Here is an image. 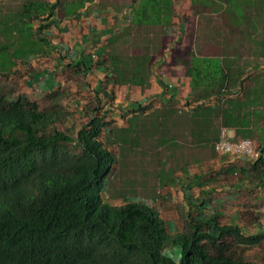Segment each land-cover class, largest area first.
<instances>
[{"label": "trees", "instance_id": "obj_1", "mask_svg": "<svg viewBox=\"0 0 264 264\" xmlns=\"http://www.w3.org/2000/svg\"><path fill=\"white\" fill-rule=\"evenodd\" d=\"M94 1H0V59L8 64L0 75L8 79L27 59L55 51L65 66L56 75L65 86L47 93L43 105L0 80V264H264V251L250 259L264 243V226L251 229L262 216L264 146L258 145L261 157L241 169L221 198L202 189L178 203L174 230L153 206L112 205L103 198L116 160L110 140L117 142L115 130L107 131L103 94L91 86L87 63L61 54L44 32L55 17L73 16ZM175 1L188 6V29L210 9L199 0H135L129 20L102 43L118 85L149 84L170 43L164 29L175 25ZM190 59L197 63L191 71L195 87L212 88L215 95L237 87L236 73L230 79L234 71L222 67L219 57ZM75 84L73 92L69 87ZM231 108L236 112V100ZM214 177L227 174L214 171ZM206 205L214 213L202 212ZM231 208L239 224L230 222Z\"/></svg>", "mask_w": 264, "mask_h": 264}, {"label": "crops", "instance_id": "obj_2", "mask_svg": "<svg viewBox=\"0 0 264 264\" xmlns=\"http://www.w3.org/2000/svg\"><path fill=\"white\" fill-rule=\"evenodd\" d=\"M134 1L95 0L80 8L73 16L62 19L55 17V22L44 32L50 36L51 44L58 47L57 51L71 59L78 56L76 61L84 60L87 63L91 86L102 94L104 89H108L110 97L118 102L119 107L113 112L117 115L115 118L121 111L120 107L124 108L121 112L127 114L129 109L134 108V103L137 104L136 106L146 108L141 114L151 113L157 107L176 112L172 119L173 124L170 126L166 125V113L161 114L158 151L167 147L168 143L162 144L161 142L170 130L178 140H187V143L176 141L179 147L195 149L198 152L191 161H186L174 172L168 184L158 185L159 192L157 194L146 193L143 195L149 198L145 202L157 208L168 220L169 225V222H176V210L174 208L167 210L155 206L156 197H166L173 190H178L183 195L190 194L192 193L191 185L202 182L205 185L202 189L221 198L226 194V191L231 190L230 184L240 175L241 169L248 166V160L239 156L221 155L216 150L214 143L218 140L223 128L233 140L250 138L257 145L264 146V141L258 142L260 139L256 136L261 134V132L256 131L264 125L263 107L258 103L254 105L260 89L257 79L264 70V58L261 55L262 41L260 40L264 25L258 24L257 28L251 32L241 31L240 28L236 29L235 26L229 25L224 31L215 26V23L220 20L223 9L217 10L210 7L207 11H202L196 16V23L192 29H186L188 40H186L187 35L185 38L182 35L181 37L178 36L176 41L168 44L164 56L159 57L155 62L148 85L145 87L118 85L113 79V72L103 59L100 48L110 35L129 20ZM213 1L223 4L225 8L229 0ZM259 1L263 2L264 0ZM174 6L173 20L176 24L179 21L178 15H180L185 4L181 1H175ZM258 20L262 22L264 16L263 19L261 16ZM174 26L165 27L164 34L171 33ZM250 36L258 37L260 41L253 39L249 43L247 38ZM94 45L99 54L96 60L93 55V62L89 63L90 56L85 55L84 51L92 50ZM216 52L220 55H212ZM81 54L83 55L81 56ZM192 54L198 58L219 57V63L222 67L234 71L229 78L233 79L235 73L237 75L239 83L237 87L231 89L233 92L215 95L212 88L207 89L204 85L195 87L191 71L197 63L191 61L190 56ZM44 57L29 58L24 64H19L13 69L17 72L15 74H22V81L28 82L23 83L21 91L38 103L43 102L45 95L56 87L65 86V82L56 77L57 74L63 73L65 66L59 63L60 66H47L43 71L40 62ZM199 68H202V64ZM229 81H225V84H228ZM241 82H243V87H241ZM30 84L33 85L34 90L29 88ZM235 100L238 103L236 112L231 108L232 102ZM204 101L209 102L202 105L201 102ZM251 102L253 103L251 104ZM199 104L200 106H198ZM217 107H219V112H214L213 109ZM135 115H139V113ZM131 116L134 115L127 114L123 121H116L111 126V130L127 127ZM213 122H217L219 125L214 134H211L208 125L213 124ZM207 148H211L209 155H204L199 151ZM212 149L217 152V155H214ZM214 171L227 174V177L218 180L214 177ZM144 188L146 189L148 186L145 185ZM199 193L190 195L197 196ZM181 198L183 199L181 202H183L184 196ZM230 222L240 223L238 218L230 219ZM262 227L263 225L259 222L252 225L251 229L257 231Z\"/></svg>", "mask_w": 264, "mask_h": 264}, {"label": "rangeland", "instance_id": "obj_3", "mask_svg": "<svg viewBox=\"0 0 264 264\" xmlns=\"http://www.w3.org/2000/svg\"><path fill=\"white\" fill-rule=\"evenodd\" d=\"M21 1L22 0H2L5 5L17 4ZM199 1L200 3L206 4L209 7H213L214 9H223V13L222 15H220V20L215 23L216 28L218 27L224 30L229 25H233L236 29L240 28L241 31L251 32L254 28H257L258 24L261 23L262 25H264V20L262 22L258 20L261 16L263 19L264 16V1L229 0L225 8L223 4H218L217 1ZM163 3L168 5L171 3V0H163ZM187 7L188 6L182 7L180 15H178V23L175 24L173 30H171V33L168 34L170 43L176 41L178 36L181 37L183 35L185 38V36L187 35V22L183 21V18L185 16L184 12L186 11ZM164 17L167 19L170 17V14L166 12ZM246 25H248V27L244 28V26ZM262 30L263 34L262 38L260 39L262 41L261 55H263L264 58V26L262 27ZM48 38L51 39L50 36H48ZM188 39L189 38L187 35L186 40ZM253 39H255L256 41L259 40L258 37L254 38V36H250L247 38L249 43H251ZM84 53L85 55L90 56L89 63H92V56L94 55V59L96 60L99 51L97 50V48H95L94 45L92 50L84 51ZM82 55L83 54H81V56ZM57 58L58 54L56 53V51L52 55L49 54L45 56L44 59L40 62L41 70L44 71L47 66H60ZM3 65L8 66V64L0 59V68ZM21 76L22 74L19 73L16 75H10L9 78L6 79L5 77H2L0 75V80L7 82L8 84H13L15 88L22 90L23 83L26 84L28 82H25V80L22 81ZM257 83L258 85H260V89L254 105L258 103L263 107L262 112L264 116V70H262V73L257 79ZM32 86L33 85L30 84L29 88L34 90ZM69 88H71L73 92H76L78 85L75 84ZM102 99L103 111L107 113V122L110 123L107 131L111 130V126L114 125L116 121H123L127 114L134 115L129 118V125L127 127L115 129V138L117 139V142L114 139L110 140V144L113 145V151L115 153L116 160L110 169L109 176L107 177L103 198L107 203L112 205H121L126 201H139L143 204H147L145 200L149 198L143 195H145L146 193L157 194L159 192L158 185L164 186L168 184L171 181L174 172L177 171L181 166H183L186 161H191L192 157L196 156L198 150L179 147V144L176 143V141L187 143V140H178V138H176V136L171 133L170 130H168V132L166 133V137L161 142L162 144L168 143L167 147H165V149L163 148L162 151H158V138L160 136L159 120L161 114L166 113V125L170 126L173 124L172 119L174 118L176 112L172 110H163L157 107L151 113L141 114L146 110V108L142 106H136L137 104L134 103L133 105H135L136 107L134 106V108L129 109L127 114L122 113L121 111L124 108L120 107L121 111L119 112L118 117L115 118L117 115L113 114V112H115L119 106L118 102L110 97L108 89H104ZM40 104L43 105V102H41ZM69 106H72V103H70ZM213 110L214 112H219V107L214 108ZM136 113H139V115H135ZM218 125L219 124L217 122H213V124L208 125L209 132H211V134H214V131ZM256 132H261V134L256 135L258 139H260L258 140V142L264 141V125ZM210 149L211 148H207L206 150L199 151L204 155H209V153L211 152ZM213 151L214 155H217V152L215 150ZM154 184L156 185L155 187ZM145 185H147L148 188L145 189ZM204 187V183L196 182L195 184L191 185L192 193L190 194L199 193L200 189ZM190 194L183 195L182 192L173 190V192L169 193L166 197H156L154 205L167 210H170V208L175 209L177 204L183 200L181 197L184 196V199L186 201L187 199H189L188 197L191 196ZM215 210V207L211 205H206L203 209H201V211L206 214L214 213ZM227 213L229 215V219L233 220L235 218H238L235 215L233 208L228 210ZM177 226L178 224L176 222H169V227L171 228V230H174ZM263 251L264 243L260 246L254 247L252 249V255L250 256V259H259L262 256Z\"/></svg>", "mask_w": 264, "mask_h": 264}, {"label": "built area", "instance_id": "obj_4", "mask_svg": "<svg viewBox=\"0 0 264 264\" xmlns=\"http://www.w3.org/2000/svg\"><path fill=\"white\" fill-rule=\"evenodd\" d=\"M215 148L221 155L242 157L248 161H255L261 157V149L256 142L250 138L231 139L222 129ZM261 224L264 226V202L261 207Z\"/></svg>", "mask_w": 264, "mask_h": 264}]
</instances>
